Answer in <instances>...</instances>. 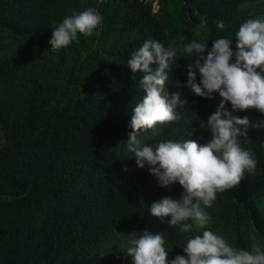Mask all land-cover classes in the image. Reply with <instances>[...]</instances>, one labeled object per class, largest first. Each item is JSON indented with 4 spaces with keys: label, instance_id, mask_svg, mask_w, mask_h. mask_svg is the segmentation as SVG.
<instances>
[{
    "label": "trees",
    "instance_id": "1",
    "mask_svg": "<svg viewBox=\"0 0 264 264\" xmlns=\"http://www.w3.org/2000/svg\"><path fill=\"white\" fill-rule=\"evenodd\" d=\"M87 8L100 12L102 28L50 51L53 22ZM258 16L264 0H0V264H131L122 242L144 230L165 235L169 259L186 255L185 235L149 212L183 187L159 186L127 151L131 110L143 95L127 60L148 39L168 46L182 36L211 48L224 37L235 50L240 24ZM195 59L178 53L169 94L183 88ZM221 99L193 96L178 106L180 120L138 138L205 143L211 133L200 123ZM233 115L264 122L256 109ZM240 142L257 169L217 195L206 227L251 250L264 244V127Z\"/></svg>",
    "mask_w": 264,
    "mask_h": 264
},
{
    "label": "clouds",
    "instance_id": "2",
    "mask_svg": "<svg viewBox=\"0 0 264 264\" xmlns=\"http://www.w3.org/2000/svg\"><path fill=\"white\" fill-rule=\"evenodd\" d=\"M53 25L50 51L57 52L78 43L79 34L94 35L102 28L103 16L87 8ZM234 35L235 50L233 39H215L209 48L203 40L184 43L181 36L178 44L168 46L148 39L130 53L127 66L141 73L137 86L143 95L131 110L133 131L127 151L137 166L148 168L159 186L178 182L183 187L179 199L164 197L153 202L149 212L186 239L182 247L186 255L169 259L164 234L144 230L142 235H129L121 246L131 264H264V244H253L251 250L234 247L206 227L210 217L205 209L215 203L217 195L238 186L246 173L257 169L255 155L241 146L240 139L247 138L250 129L264 127V122L252 123L247 116L233 115L249 109L264 114V16L245 20ZM178 53L196 59L188 65L183 88L174 86L176 93L169 94L166 83ZM216 94L222 98L220 104L215 103L206 123H200L211 133L207 142L168 139L146 144L138 138L158 123L180 120L177 109L183 101L196 95L214 99ZM198 228L204 229L202 234Z\"/></svg>",
    "mask_w": 264,
    "mask_h": 264
}]
</instances>
